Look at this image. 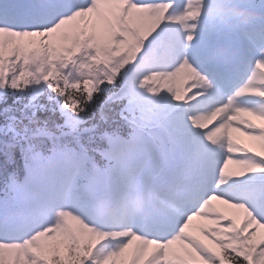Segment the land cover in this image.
Listing matches in <instances>:
<instances>
[{
    "label": "snow or ice",
    "instance_id": "1",
    "mask_svg": "<svg viewBox=\"0 0 264 264\" xmlns=\"http://www.w3.org/2000/svg\"><path fill=\"white\" fill-rule=\"evenodd\" d=\"M237 132L264 147V0H0V264H264Z\"/></svg>",
    "mask_w": 264,
    "mask_h": 264
},
{
    "label": "bare ground",
    "instance_id": "2",
    "mask_svg": "<svg viewBox=\"0 0 264 264\" xmlns=\"http://www.w3.org/2000/svg\"><path fill=\"white\" fill-rule=\"evenodd\" d=\"M237 137L239 139H241L242 141H244L245 145L249 148H251L254 152H261L264 150V147L261 146L260 142L257 140H253L248 136H245L243 134H236ZM219 203V202H218ZM221 207L222 210L226 211L229 214H232L233 212H235V210L229 209L227 208V206L225 205H219Z\"/></svg>",
    "mask_w": 264,
    "mask_h": 264
},
{
    "label": "rangeland",
    "instance_id": "3",
    "mask_svg": "<svg viewBox=\"0 0 264 264\" xmlns=\"http://www.w3.org/2000/svg\"><path fill=\"white\" fill-rule=\"evenodd\" d=\"M56 44H57L58 47H62L65 44V41L57 39L56 40ZM261 153H264V150L261 151ZM241 218H242V216L238 217L237 221L239 222L241 220Z\"/></svg>",
    "mask_w": 264,
    "mask_h": 264
}]
</instances>
